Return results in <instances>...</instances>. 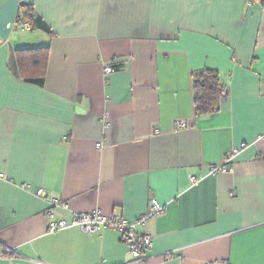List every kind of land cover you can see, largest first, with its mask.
Segmentation results:
<instances>
[{"label":"crops","instance_id":"crops-1","mask_svg":"<svg viewBox=\"0 0 264 264\" xmlns=\"http://www.w3.org/2000/svg\"><path fill=\"white\" fill-rule=\"evenodd\" d=\"M37 48L45 62L20 51ZM203 68L226 92L196 116ZM263 136L264 0H0V264H264ZM151 199L141 260L110 229L48 232L93 210L134 221Z\"/></svg>","mask_w":264,"mask_h":264},{"label":"built area","instance_id":"built-area-1","mask_svg":"<svg viewBox=\"0 0 264 264\" xmlns=\"http://www.w3.org/2000/svg\"><path fill=\"white\" fill-rule=\"evenodd\" d=\"M12 26L11 24L8 25ZM13 26H19L22 29H30L31 25L27 21H19L13 23ZM113 71L112 65L105 67V73L110 74ZM186 126L184 121H177L175 123L176 129H181ZM264 139V136L261 137ZM100 143H98V146ZM246 144L242 143L240 147L232 149L224 158V161L216 166L209 167V173H217L230 170L228 164L233 159V154L236 153L239 148L245 147ZM0 177L3 175L0 174ZM203 177V174L191 175V182H195ZM37 196L45 197V191L43 189H37ZM51 207L62 206L66 207L65 203H59L57 199H52L50 202ZM163 205L157 200L151 199L147 212L139 217L137 220L129 221L128 219L119 215H105L99 210H93L89 212L74 213L70 222L64 219H58L57 221H50L48 225V232L53 233L61 229L77 226L89 235L96 234L100 229H110L119 234L121 241L127 246L129 254L134 261L144 259L146 253L152 245V237L148 234H140L136 231V226L143 224L149 217L160 214L163 211ZM46 215L52 217L53 210L49 208L46 211Z\"/></svg>","mask_w":264,"mask_h":264},{"label":"trees","instance_id":"trees-1","mask_svg":"<svg viewBox=\"0 0 264 264\" xmlns=\"http://www.w3.org/2000/svg\"><path fill=\"white\" fill-rule=\"evenodd\" d=\"M18 21H27L31 25L34 24L35 16L33 9L29 5H20ZM46 48H37L20 51H41V58L46 60ZM39 56V54H38ZM40 59L35 60L39 62ZM29 80L41 83L43 75L36 78H28ZM191 88L193 93V104L196 116L211 115L220 108V102L226 92L225 86L220 82L218 71L212 68H203L194 71L191 74Z\"/></svg>","mask_w":264,"mask_h":264}]
</instances>
